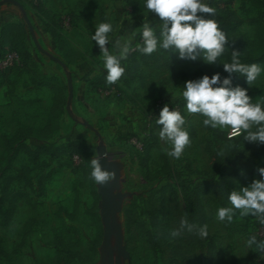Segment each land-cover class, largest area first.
Returning <instances> with one entry per match:
<instances>
[{
	"label": "rangeland",
	"instance_id": "rangeland-1",
	"mask_svg": "<svg viewBox=\"0 0 264 264\" xmlns=\"http://www.w3.org/2000/svg\"><path fill=\"white\" fill-rule=\"evenodd\" d=\"M212 1L214 5L228 10L240 20L234 35L240 38L245 53L254 51L256 58L261 57L264 54V30L261 29L263 25L260 18L264 20V0H203L205 4ZM8 2L0 4V25L12 19L23 20L21 11L13 8ZM22 2L39 44L66 61L88 55L89 61H98V64L104 66L102 53L96 42L90 38L95 34V26L100 23L108 22L113 25L111 42L107 45L112 54H117L113 47L115 40L133 37L134 30L136 36L142 31L139 28L144 22L150 23L153 28L161 26L159 17L154 13L148 12L147 9L130 12V6L122 0H43L44 6H47L45 8L55 12L61 24L60 34L52 44L41 31L44 24L42 17L26 0ZM27 43L33 52L37 68L40 72L47 73L50 66H47L44 60H54L42 54L30 33L27 35ZM61 44L62 48L55 49ZM165 55L169 53L165 52ZM220 60L227 62L224 56ZM202 64L204 70L201 65L189 60L176 61L174 73L156 65H143L140 77L123 87L119 96L96 91L98 94L93 100L102 106V114L105 108L117 102L120 103L121 115L124 114V101L139 111L136 113L141 115L143 120L142 125H139L140 129L136 128L137 135L123 128L122 119L118 121L116 117L112 125L105 124V118L103 121L97 120L79 107V112L83 115L77 117L78 121L64 115L61 117V129L47 138L62 141V138H66L70 133L69 136L80 137L89 145L93 155L98 143H105L107 163L116 173L115 181L109 184V189L117 194L112 198L113 220L110 236L114 264H168L173 249L180 253V264H209L204 257L209 239L214 242V246L210 248L213 261L219 264H230L232 259L241 264L248 261L249 255L255 252V246L249 249L246 242L251 236L263 233V225L251 215L239 217L238 212L232 223L220 222L217 219L219 207L210 193L203 197L207 216L205 224L208 225L209 233L207 238L201 239L186 231L181 236L172 238L171 230L178 228L181 219L185 218L183 201L179 195H167L164 205L161 206L157 190L168 179L164 174H143L140 158L136 155L135 150L141 144L140 138L148 136L153 130L163 149L170 150L171 146L159 138L162 126L156 124V119L165 105L170 109L174 101L183 97L185 82L200 79L204 75L211 77L216 73H220L221 79L228 77L222 64L209 65L203 60ZM256 64L264 69V57ZM3 72V69H0V80L5 79ZM78 75L75 77L78 78ZM9 77L13 78L14 75ZM73 77L71 76V79ZM23 78L25 74H20L16 84L0 83V154L3 149V136L13 134L19 125L38 126L46 121L52 90L46 87H38L34 91L27 90L23 88V83H19ZM60 78L67 84V76L62 75ZM232 84L233 87L239 85L247 89L253 103L264 106V71L252 87L247 83L239 84L233 79ZM66 96L68 97V88ZM183 108L186 110L185 106ZM112 119L109 118L110 121ZM203 119L201 115H190L187 112L185 129L190 134L191 146L185 149L179 159L169 156L176 169L184 173L182 175L196 177L204 172L211 173L214 153L223 150L227 156H222L225 160V171L230 172L233 162V167L240 171L251 172L253 181L264 179L257 171L258 168H264V152L261 151L264 144L257 146L255 143H249L243 140L244 134L229 139L226 135L229 128L205 127ZM85 121L98 128L104 135L97 136L93 129L84 124ZM118 132L122 134L120 139L117 137ZM114 138L120 141V146L112 145ZM26 161L27 157L20 154L15 164L20 165ZM47 162L45 169L33 171L32 185L28 187L31 194L28 199L21 198L16 202L10 223H0V264H108L103 244V197L100 186L90 180V174L86 173L89 172V165L84 160L75 164L67 157L60 160L48 159ZM159 165L158 152L153 150L150 168L155 170ZM146 168L148 170V166ZM42 170L52 172L48 174L42 190H39L38 180ZM249 185L251 184L243 185L236 181L233 190H240ZM153 216L157 221L160 219L169 223L166 241H162L156 250L145 235L146 230L153 229L152 225L150 226ZM67 249L70 250L68 255ZM65 256L66 261L61 258Z\"/></svg>",
	"mask_w": 264,
	"mask_h": 264
},
{
	"label": "trees",
	"instance_id": "trees-1",
	"mask_svg": "<svg viewBox=\"0 0 264 264\" xmlns=\"http://www.w3.org/2000/svg\"><path fill=\"white\" fill-rule=\"evenodd\" d=\"M22 5L23 2L18 0ZM127 6H130V12H138L140 10L146 9V0H122ZM26 2L32 6L39 14L42 16L44 29L49 32L51 37L57 38L60 34L61 24L59 18L56 16L55 12L45 8L43 0H26ZM13 4L12 2H9ZM211 3L208 6L216 9L215 16H209V19H215L220 28L226 33L229 41H234L231 47L235 50L241 52L240 61L243 64L251 65L257 63L264 57L256 58L254 55L256 53H245V49L239 37L234 35V31L240 24V20L236 19L231 12ZM14 5V4H13ZM24 6V5H23ZM23 20L20 21H7L0 25V57L7 50H15L20 56V62L17 64H12L3 69V74L5 75L4 80H0L3 84H13L15 78H17L23 70L29 73L30 82L34 87H46L52 90L51 102L47 111L46 121L42 125H19L13 134L10 136H3V149L0 154V223L2 225H7L10 223L16 202L21 198H29L31 194L28 190L29 185H32V174L33 171L38 169H45L48 166L47 160H60L62 158H70L71 161L76 163H81L83 160L90 168V159L92 158V151L90 146L87 145L81 139H67L62 141L48 140L49 136L55 131L59 130L61 115L66 112L73 120L78 121L77 117L73 115L70 109L67 107V96L66 88L67 84L58 75H47L40 72L37 68L36 60L34 58L32 50L29 48L27 43V35L29 28ZM260 22L263 25L261 29L264 30V20ZM157 36L160 35L161 26L154 28ZM141 31L135 36L134 40L131 42V52L128 58L121 62L122 66L125 67L126 71L123 78L119 83L109 85L106 82L107 71L103 68L99 75H96L93 79L89 81L90 87L98 91V89H110L114 88L115 95L119 96L123 92V87L130 85L133 81L138 79L141 75V67L144 65H156L161 69H168L172 73L175 71L174 62L182 61L178 58V54L173 53L170 55H165L164 50H159L152 55L142 54L136 45L139 44L143 46V42L140 41ZM231 48H228L224 57L227 62H231ZM45 57L51 58L49 55L42 52ZM53 59V58H51ZM54 60V59H53ZM194 64L201 65V69L204 70V66L201 60L192 61ZM9 75H14V79L10 78ZM229 75V74H228ZM70 73H67V77ZM232 79L239 84L246 83V77L239 76L238 74H233ZM177 103L178 111L185 117L187 116V110L183 108L186 107V101L184 98H180ZM135 133V132H134ZM136 134V133H135ZM137 135V134H136ZM237 137V136H236ZM234 138V137H233ZM140 147L136 148V155L140 158V165L143 168V174H150L147 170L149 151L151 147L157 145V136L154 132L150 131L148 136L140 138ZM260 144H257L259 146ZM264 146V145H262ZM261 149V147H260ZM262 152H264L261 149ZM20 154H24L27 157V161L20 165L15 164V161ZM73 154H77L80 160L75 162L73 160ZM161 158L163 159V166L160 170L164 173V177L168 181L157 190L159 193L160 205H164V200L166 199V192L170 193L172 196H180L184 204V216L189 221V223H195L198 225H204L206 223V212L204 206V195L207 193L212 194L215 204L221 207H229L230 202L228 199L229 194L233 191L234 184L237 181L239 184L252 183V173L248 171H241L233 167L230 172L225 171L223 168L224 158L218 155V152L214 153V161L212 172H204L197 175L196 177H189L180 170L176 169L174 164H171L168 156L161 152ZM77 164V165H79ZM88 169V166H87ZM51 171V170H50ZM49 170L43 172L38 180V188L42 190L44 182L47 179ZM90 174L89 172H86ZM27 187V189L25 188ZM165 210V209H163ZM165 216V214H163ZM164 219V217L162 218ZM112 213L109 218V226L112 225ZM168 222L166 220H158L155 216L152 217L150 221V226L152 225V230H146L145 235L152 247L156 250L158 246L161 245L162 241H166ZM150 229V228H146ZM112 233V227H111ZM101 234V232H100ZM111 236V234H110ZM258 241H264L263 237L260 235H255ZM165 243V242H164ZM214 246L213 240L209 239L207 241V247L205 250V261L209 264H219L213 261L211 247ZM105 247V246H104ZM67 255L70 250H66ZM106 252V249H105ZM107 254V252H106ZM180 255L178 250L173 249L170 258H168V264H180V259L176 256ZM66 255V256H67ZM162 255V253H160ZM61 257L64 261L67 258ZM264 261V253L256 251L249 255L248 261L241 264H261ZM230 264H239L235 259H232Z\"/></svg>",
	"mask_w": 264,
	"mask_h": 264
},
{
	"label": "clouds",
	"instance_id": "clouds-1",
	"mask_svg": "<svg viewBox=\"0 0 264 264\" xmlns=\"http://www.w3.org/2000/svg\"><path fill=\"white\" fill-rule=\"evenodd\" d=\"M145 7L148 12L154 13L161 22L160 36L148 22H144L139 28L143 46L137 44L136 48L145 55H152L159 50L170 54H178L181 60H203L209 65L220 63L228 73V77L221 79L220 73L209 77L204 75L197 80L185 82L182 96L186 101V110L190 115L204 117L203 125L213 129H231L229 139L244 134L243 140L249 143L264 144V106L253 103L247 89L236 85L233 87L232 75L246 77L249 87L255 83L264 69L259 64H243L240 61L241 52L231 47L234 41H229L226 33L220 28L215 19L216 9L208 6L203 0H146ZM113 25L103 22L95 26V34L91 40L98 45L107 71L106 82L109 85L117 84L125 74V67L121 62L128 58L132 48L131 41L135 36L125 40L123 37L115 40L113 47L117 54H112L107 45L110 44V34ZM231 48V62H221L220 58L225 51ZM187 121L176 110H170L165 105L156 119L160 127L159 138L170 145L164 149L168 156L179 159L186 148L191 146V137L185 129ZM218 155L225 156L223 150ZM107 158V152L103 157L94 151L90 160L89 179L98 186H107L115 181V171H108L101 165V159ZM111 162V161H109ZM261 177H264V168H258ZM241 174L244 172L241 170ZM231 207H221L217 211V219L220 222L232 223L234 217H255L261 225H264V179L254 180L251 185L240 190H233L228 196ZM192 233L201 239L208 236V225L189 223L182 218L178 228L171 230L170 236L177 238L184 232ZM246 246L264 253V241H258L256 236H251Z\"/></svg>",
	"mask_w": 264,
	"mask_h": 264
},
{
	"label": "crops",
	"instance_id": "crops-1",
	"mask_svg": "<svg viewBox=\"0 0 264 264\" xmlns=\"http://www.w3.org/2000/svg\"><path fill=\"white\" fill-rule=\"evenodd\" d=\"M13 4H11V6H13V8H15L17 10H20L17 5H15V4L13 5ZM31 8L34 9L32 6H31ZM37 13L39 14V12H37ZM14 16L16 17V15H14ZM10 21H20V20L12 19ZM43 27H44V25H43ZM41 31L46 34V38L49 40V42H51L52 44L55 43L56 39L51 37V35L49 34L48 31H46L44 28H42ZM62 46H63L62 44L60 46H58V47L56 46L55 49L62 48ZM64 46L66 47V45H64ZM47 52L51 53L49 51H47ZM53 56H55L57 58V60L54 59L53 62L52 61L51 62H47L46 60H44L46 65L50 66V68H49V70L46 71L47 73H44V72H41V73L47 74V75H58V76H62L63 75V77H66L67 73H70V76L68 77L70 79H71V76L72 77L74 76L71 79L72 80L71 81L72 82V96H71V100L68 101V97H67V107L70 109V111L73 113L74 116L82 117V115H83L82 112H79V107H80V108L84 109L86 112H88L91 117H96L97 120L101 119L103 121V118H105L104 119L106 121L105 124H109L110 123V125H112L115 122L116 117H117L118 121L121 120V119L124 120L123 128L126 129L129 133H134V132L136 133V128H137V130L140 129L139 125H142L141 123H142L143 119L141 118V115L136 113V111L137 112H139V111L137 109H135L134 107H132V104L128 105L127 103H125L126 101H124L123 105L126 108V111L128 109H129V111H127V114H126V111H125V113L121 115V113H122L120 111L121 107H120V103H118V102L111 104L112 106L116 105L117 107L116 106H113V107L110 106V107L105 108L103 110L104 114H102V112H100V109H102L101 108L102 106H100L99 104L94 102L93 99L96 97V95L98 93L90 87L89 81L91 79H93L96 75L100 74L101 70L104 68L103 65H100V63L98 64L97 63L98 61H96V62L95 61L94 62L89 61L90 58L88 57V55H84L83 58L77 56V57H75V59L73 61H66L64 58L59 57L57 55H53ZM21 74H25V78H23L21 81H19V83H23L22 84L24 86L23 88H25L27 90H31V91H34L35 88H38V87H34L32 85V83L30 82L29 73H27L25 70H23L21 72ZM76 74H79L78 78L75 77ZM17 81H18V77L15 78L13 84H16ZM124 87H126V86H124ZM35 90H37V89H35ZM64 115L69 116L66 112H63L61 117H64ZM110 117L113 118L112 121L109 120ZM61 122H62V118L60 120L59 129H61V125H62ZM86 122L87 121H85L84 124ZM71 123L74 124L73 121H71ZM137 124H138V126H137ZM87 127H89V126H87ZM89 128L93 129L97 136H101L102 137L104 135L103 132H101L95 126L93 127L91 125V127H89ZM152 132L155 133L154 130ZM124 133H125V130H124ZM69 134L70 133H68V136L66 138H62V140L73 139V138L80 139V137H72V136H69ZM121 135L122 134H120V132H118L117 137L120 139ZM124 136H125V134H124ZM125 137H127V136H125ZM157 142H158V146L155 145V146L151 147V149L149 151L150 155H149V160H148V171H149L150 174H164L162 172V170H160L161 167L163 166V159L161 158L160 154H161V152H163L164 154L167 155V153L164 151L163 147L160 145L158 137H157ZM111 143H112V145L115 144V145H119L120 146V141L116 140L115 138L111 141ZM103 144H105V143H103ZM153 150H157L158 156H159V159H160V165L155 170H152L150 168V162H151ZM168 158H169V156H168ZM169 160H170V158H169ZM170 162H171V160H170ZM107 165H108V163H107ZM107 167H108V169H107L108 171H113L112 168L110 167V165H108ZM167 195H171V194L166 192V197H167ZM176 257L179 259V255L178 254H177Z\"/></svg>",
	"mask_w": 264,
	"mask_h": 264
},
{
	"label": "water",
	"instance_id": "water-1",
	"mask_svg": "<svg viewBox=\"0 0 264 264\" xmlns=\"http://www.w3.org/2000/svg\"><path fill=\"white\" fill-rule=\"evenodd\" d=\"M6 1L14 3L21 10L22 16H23L25 22L27 23V26L29 28V32H30L31 37H32L35 45L37 46V48L41 52H43V53L49 55L51 58L57 60V58L55 56H53L51 53H48L47 50H45L39 44V42H38V40L34 34L33 26H32L30 20L28 19L27 14H26L24 6L18 0H0V4H2L3 2H6ZM67 85H68V101H70L71 96H72V82H71L70 78L67 79ZM85 124L87 126L91 127V125L88 122H86ZM96 152H98L101 155V157H103L104 153L107 152L105 144H103L101 142L98 143V145L96 147ZM100 162H101L102 167L107 170L108 169L107 158H102ZM100 189H101V194L103 197V222H104L103 244L105 246L107 256H108V264H114V254H113L112 246L110 244L111 227L109 226V218L111 217V213L113 210L112 198L114 196H116L117 194L112 192L109 189V184L107 186H100ZM124 256H126L125 253H124Z\"/></svg>",
	"mask_w": 264,
	"mask_h": 264
},
{
	"label": "built area",
	"instance_id": "built-area-1",
	"mask_svg": "<svg viewBox=\"0 0 264 264\" xmlns=\"http://www.w3.org/2000/svg\"><path fill=\"white\" fill-rule=\"evenodd\" d=\"M140 41L143 42L142 37L140 38ZM19 62H20V56H19L18 52L15 51V50H7L0 57V69H4L7 66H10L12 64H17ZM98 92L105 93V94H111V95H113V94L116 93L115 90H114V88H110V89H102V88H100V89H98ZM171 105L172 106H171L170 110H176V111H178V105H177V103H172ZM230 134H231V129H227L226 130L227 137H229ZM73 160L75 162H78L80 160V158L78 157L77 154H73ZM262 232L263 233H261L260 236L263 237V235H264V225H263V231ZM261 264H264V261H262Z\"/></svg>",
	"mask_w": 264,
	"mask_h": 264
}]
</instances>
